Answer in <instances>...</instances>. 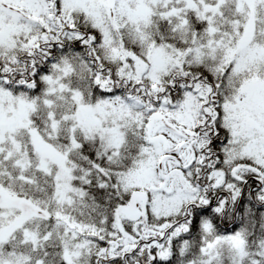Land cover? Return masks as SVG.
I'll list each match as a JSON object with an SVG mask.
<instances>
[{
	"label": "snow or ice",
	"instance_id": "snow-or-ice-1",
	"mask_svg": "<svg viewBox=\"0 0 264 264\" xmlns=\"http://www.w3.org/2000/svg\"><path fill=\"white\" fill-rule=\"evenodd\" d=\"M0 264H264V0H0Z\"/></svg>",
	"mask_w": 264,
	"mask_h": 264
}]
</instances>
